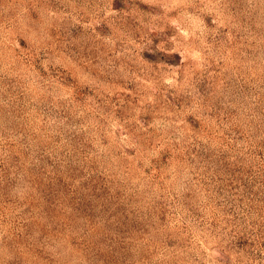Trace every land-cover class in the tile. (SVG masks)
Listing matches in <instances>:
<instances>
[{"label": "rangeland", "instance_id": "374dc122", "mask_svg": "<svg viewBox=\"0 0 264 264\" xmlns=\"http://www.w3.org/2000/svg\"><path fill=\"white\" fill-rule=\"evenodd\" d=\"M0 264H264V0H0Z\"/></svg>", "mask_w": 264, "mask_h": 264}]
</instances>
